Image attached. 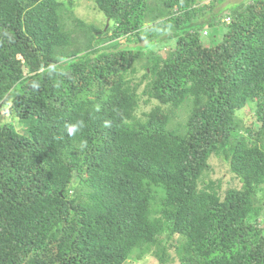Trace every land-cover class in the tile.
Returning <instances> with one entry per match:
<instances>
[{
    "label": "trees",
    "instance_id": "16d2710c",
    "mask_svg": "<svg viewBox=\"0 0 264 264\" xmlns=\"http://www.w3.org/2000/svg\"><path fill=\"white\" fill-rule=\"evenodd\" d=\"M224 1L0 0V264H264V0Z\"/></svg>",
    "mask_w": 264,
    "mask_h": 264
},
{
    "label": "rangeland",
    "instance_id": "374dc122",
    "mask_svg": "<svg viewBox=\"0 0 264 264\" xmlns=\"http://www.w3.org/2000/svg\"><path fill=\"white\" fill-rule=\"evenodd\" d=\"M66 2L67 0H62ZM214 0H199V6H210L211 3H213ZM246 1V0H244ZM243 0H226L224 3L220 6L218 5L216 10L220 9H231L233 7L238 6L241 2H244ZM73 15L76 16L78 19H81L86 24H92L98 27L99 29H104V26H106V18L103 14L98 12L95 8V0H73ZM212 11H215L212 10ZM209 12V11H208ZM207 12V13H208ZM228 20L224 19L223 22H227ZM208 31L205 30L202 34L204 38L202 39L204 43H209L212 39V36L214 34L213 31H211L210 37L207 36ZM120 45L124 46L128 43L126 42V39H121ZM131 47H134V44L129 43ZM144 42H141L139 45H144ZM174 41H169L165 45H156L153 47V50L157 51L160 55H166V53L169 52V50L174 48ZM107 46V45H106ZM142 75H144L143 70H138L135 74V80L136 82L140 83L142 80ZM144 83L140 85L138 93L141 94L144 90ZM147 100V97L143 94L141 97V107L137 111V117H141L142 113H148L149 110L154 107L155 105H158L156 101H153V103L144 104L143 102ZM254 104L249 103L248 106H246L244 109L237 112V115L239 118L243 119L244 127H249L250 124L253 122V112H254ZM184 107L182 106L180 109L174 110L175 117L173 118L172 124L170 125L169 129H175L177 123H183L184 119L186 118L184 116ZM5 113H8L7 111H3V108L0 107V122H14V119H11L8 115ZM16 121V120H15ZM220 185V193L224 192L228 188H240V184L238 183V179L229 171V166L226 162H223L219 157L212 156L209 161V168L207 171H205L200 179L199 185L202 187H205V183L207 182H219ZM70 188V187H69ZM176 235L175 237H177ZM169 253L172 255V260L167 264H179L175 257L174 250L172 248L168 249ZM136 264H159L157 259L150 253L149 255H146L142 260H139L136 262Z\"/></svg>",
    "mask_w": 264,
    "mask_h": 264
},
{
    "label": "bare ground",
    "instance_id": "6f19581e",
    "mask_svg": "<svg viewBox=\"0 0 264 264\" xmlns=\"http://www.w3.org/2000/svg\"><path fill=\"white\" fill-rule=\"evenodd\" d=\"M227 22H229V21H227Z\"/></svg>",
    "mask_w": 264,
    "mask_h": 264
}]
</instances>
